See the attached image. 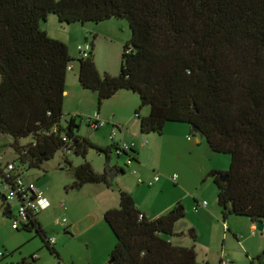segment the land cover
Instances as JSON below:
<instances>
[{"label": "trees", "instance_id": "obj_1", "mask_svg": "<svg viewBox=\"0 0 264 264\" xmlns=\"http://www.w3.org/2000/svg\"><path fill=\"white\" fill-rule=\"evenodd\" d=\"M51 15L60 25L125 19L130 37L118 74H99L94 33L83 42L90 43L88 55L76 59L79 86L96 94L98 106L120 90L137 94L134 115L141 134L162 135L169 123L197 127L211 152L230 158L227 170L206 175L217 188L222 220L234 214L264 222V0H0V135L11 138L17 174L23 173L18 165L40 168L63 150L84 160L73 166L65 157L73 175L65 189L111 188L123 168L106 162L97 172L86 155L93 149L110 159L117 144L99 146L80 135L82 122L91 127L89 118L63 119L67 67L75 59L65 42L44 29ZM123 153L136 161L133 148ZM118 194V206L103 213L115 239L105 264H214L198 261L194 245L171 240L185 216L181 201L152 218L130 192ZM37 217L24 227L35 230L60 264ZM4 258L0 251V264ZM255 261L264 264V250L250 264Z\"/></svg>", "mask_w": 264, "mask_h": 264}, {"label": "rangeland", "instance_id": "obj_2", "mask_svg": "<svg viewBox=\"0 0 264 264\" xmlns=\"http://www.w3.org/2000/svg\"><path fill=\"white\" fill-rule=\"evenodd\" d=\"M51 16L50 20L52 21L48 19V23L46 21V25L43 26L48 27L47 33L65 42L69 54L75 59L70 62L71 65L76 66L78 64L76 60L79 57L76 50L77 45L82 44L86 38L91 41L92 34L95 33L93 54L98 71L100 73L107 71L115 75L118 74L122 46L130 37L129 25L125 19H109L97 24L60 25L56 17ZM102 29L109 34L101 35L99 31H103ZM103 36L110 37L106 39ZM74 72L75 70L67 71L69 75L74 74ZM87 94H90L89 91ZM139 105L140 101L137 94L120 90L111 98L104 100L101 107L114 110L116 108L121 110L125 117L129 116L132 120H136L134 109H138ZM147 110L148 107H143L140 109V114H147ZM67 115L64 112L63 119ZM167 126H176L177 130L172 131L170 135L150 133L147 135L140 134L136 138L135 147L138 148L137 144L140 142L143 149L141 148L137 153V163L132 161L128 166L126 164L127 155L117 157L114 153H110V160L107 162L103 154H98L93 149L88 150L86 160L91 163L95 171H103L106 162L110 166L117 164L124 170L123 175L114 177L113 186L104 191L112 194L108 198L100 189L103 184H85L80 189H65L73 181V175L65 157L73 166L84 161L81 156L73 153L65 154L63 150H58L54 157L44 161L40 168L27 169L25 166L17 164L19 169L23 171V177L33 180L36 186L42 190L44 196H51L55 201V204L45 212L43 225L47 238L54 237L56 240L54 247L59 253L60 262L64 264H105L108 261L111 247L115 243L113 234L104 221L102 224L108 232L109 240L101 236L103 230H100L99 227L86 230L85 227L89 224V220L84 217L88 216L90 219L89 214L91 213L95 217L98 216V210L106 205L107 207L111 205V201L115 200L120 188H125L130 192L136 206L143 207L144 212H149L147 207L152 209V207L162 206V200L167 196L170 198L177 197L175 203L181 201L185 208V216L177 222L175 229L177 231L183 229V237H176V235L170 238L173 242L181 241L183 243L188 240L189 232L197 229L198 241L205 245L202 247L203 250L198 253L199 260L205 259L211 263H217L220 255H223L221 258L228 259L230 264H250L251 258L264 250V225L263 229L259 231L253 224L255 226L253 233L251 222L246 217L229 214L223 221L221 209L216 199L217 188L211 178H205L211 169L227 170L230 163L229 156L211 152L205 141L201 144L194 142L193 146L190 147L187 138L179 130L183 126H188L190 129L188 124L169 123ZM93 129L87 127L84 122L80 126L82 134L87 130L88 133H91L89 137L94 136L96 141L100 143L111 144L109 140L111 127ZM188 136L193 139L194 133L190 132ZM10 141V136L0 135V153L5 160L15 158L12 149L8 146ZM134 169L137 174H132ZM143 169L146 170L145 172H149V175H143L141 173ZM155 174L160 176L158 183L164 182L162 192H159L158 189L156 191L158 183L150 187L147 184L137 183V178L148 181ZM174 175H176L175 181L171 179ZM194 200L206 201L207 205L204 209L201 208L198 212H194ZM2 203L3 199L0 198V206ZM62 203L65 204V210L61 206ZM16 208L17 206L13 202L12 209L14 212H16ZM3 213V209L0 207V251L5 253L4 264H29L33 255H38L39 258L30 264L57 263V259L50 255L43 246L42 240L35 233V230L12 229L11 220ZM81 218L86 220L80 222V229L76 233L71 231L72 236L68 233V225ZM92 218L94 217L92 216ZM63 219L66 221L63 222ZM227 224H231L232 228L228 227ZM82 229L84 230L79 232ZM229 229L230 232H226ZM255 264H257L256 261Z\"/></svg>", "mask_w": 264, "mask_h": 264}, {"label": "crops", "instance_id": "obj_3", "mask_svg": "<svg viewBox=\"0 0 264 264\" xmlns=\"http://www.w3.org/2000/svg\"><path fill=\"white\" fill-rule=\"evenodd\" d=\"M49 21H52L50 20L51 18L49 17L48 18ZM47 23H48V20H47ZM46 25V24H45ZM48 27L45 26L44 29L46 30ZM103 30V29H102ZM47 32V30H46ZM99 33L102 35H107L109 34L106 30H103V31H99ZM49 34L50 37L52 38H56L58 39V37H54L53 35H51L50 33H47ZM104 38L106 39H109V37L107 36H103ZM61 40V39H59ZM64 42V41H63ZM96 65V64H95ZM97 68V67H96ZM75 70L74 74H71L69 75L67 73V76H66V83H65V90H64V98H63V105H62V111H63V114L64 112H66L67 114H78L80 115L83 119L85 118H91V117H94L95 114H97V119L99 121H104L105 122V125L104 126H99L96 130H98L99 128H108V127H111V132L109 134V140L111 141V143L115 144V143H127V144H130L132 145V148L138 153V151L142 148L143 149V145L139 142L137 144L138 148L135 147V143L134 141H136V138L141 134L140 131H139V124H138V120H132L129 116L125 117L123 115V112L121 110H117L115 108L114 109H105L104 107H101L98 106V100H97V96L96 94L92 93L89 91L90 94H87V90H84L82 89L80 86H79V83H78V77H77V73H78V64L76 66L74 65H71V70L70 71H73ZM98 70V69H97ZM99 72V71H98ZM100 75H104V74H110V75H115L114 73H110V72H103V73H100ZM117 93V92H116ZM87 104V105H85ZM92 105V106H91ZM135 111L136 109H134V114H135ZM148 111V110H147ZM135 117V115H134ZM134 121H137V123H134ZM113 125H117L119 126L118 129L116 128H113ZM90 129H93L91 127H89ZM177 127L176 126H165L164 130H163V135H170L172 131H175L177 130L176 129ZM95 130V129H93ZM180 131H182V135H184L186 138L188 137V135L191 133H194L192 130H190L188 128V126H183V127H180L179 128ZM79 134L82 135V136H86L90 139V141H92L93 143L99 145V146H107L108 144L106 143H100L98 141H96V139L94 138V136H91L89 137V135L91 133H88V131L86 130L84 134H82L80 132V128H79ZM113 134V137L111 138L110 135ZM191 136V135H190ZM188 142H189V146L192 147L194 142L195 144L196 143H200L203 142L204 140L201 138L199 139L198 138V135L194 133V138L188 140V138L186 139ZM113 153V151H112ZM125 155V154H124ZM138 155V154H137ZM123 156V155H122ZM136 160H137V156H136ZM135 163H137L136 161H134ZM114 165V164H113ZM119 166V165H118ZM128 166V165H127ZM104 168V167H103ZM211 170H214V169H211ZM146 170H142V174L143 175H149V172H145ZM210 171V170H209ZM208 171V172H209ZM222 171V170H221ZM102 172V171H101ZM207 172V173H208ZM132 174H137L136 170H132ZM123 175V174H121ZM207 175V174H206ZM25 178V177H24ZM116 178V177H115ZM206 178V176H205ZM26 179V178H25ZM152 179V178H151ZM150 179V180H151ZM26 180H29V181H33L31 179H26ZM113 182H114V178H112ZM138 180V178H137ZM160 181V179H159ZM159 181L155 182V183H158ZM34 182V181H33ZM35 183V182H34ZM72 183V182H71ZM138 183V182H137ZM153 183V185L155 184ZM142 184V183H140ZM145 184V183H144ZM70 185V184H69ZM67 185V186H69ZM66 186V187H67ZM152 186V185H151ZM65 187V188H66ZM102 188H100L101 190L104 191H107L109 188L107 186H105L104 184L101 186ZM150 187V186H149ZM163 187H164V182L163 183H158L156 185V191L157 189L159 190V192H162L163 191ZM105 189V190H104ZM120 189H123L125 190V188H120ZM42 191V190H41ZM127 191V190H126ZM43 193V192H42ZM108 198L109 195L112 196V194H108L107 192H104ZM43 196H44V193H43ZM46 202H49V206L40 211L38 213V217H37V220H38V223L40 225V227L45 231V226L43 225V222H44V214L45 212H47L54 204H55V201L54 199L51 197V196H44ZM177 197H173V198H170V196H167L165 197L163 200H162V206L160 207H152V209H149L147 207V210L150 212H145V213H148V215L152 218H155L165 212H167L174 204H175V201H176ZM197 201V200H196ZM199 202V201H197ZM201 203V202H200ZM111 205H109L107 207V205L105 207H102L100 208V210H98V216L95 217L94 214H89V217L90 219L88 218V216L84 217L86 219L89 220V224H87V226L85 227L86 230L88 229H93L94 227H99L100 230H103V233L101 234V236L103 237H106L108 238L109 240V235L107 234V230L104 228L103 226V213L109 209V208H115L118 206L119 204V194H117V196H115V200L113 199L110 203ZM59 205V203H58ZM57 205V206H58ZM207 205V204H206ZM137 207L139 208L140 211L144 212L145 209L141 206H138ZM206 206H200L198 208L197 211H195L193 209L194 212H198L199 210H201V208H205ZM62 208H64L63 210H65V204L64 206H62ZM152 210V211H151ZM206 211V210H205ZM4 213V216L8 217L9 216V211L5 212L3 211ZM206 212H209L208 210ZM92 216L94 218H92ZM84 218H81V219H78V221H74L72 224H69L68 225V233L71 234L73 236V233H71V231L73 232H77V230L80 229V225L81 224L80 222L84 219ZM85 219V220H86ZM83 220V221H85ZM82 221V222H83ZM106 224V223H105ZM255 224V223H251V227L252 225ZM228 227L232 228L231 224H227ZM176 227V226H175ZM181 228V227H180ZM223 228V227H222ZM224 229V228H223ZM70 230V231H69ZM84 229L80 230L79 232L83 231ZM183 230V229H182ZM181 229H178V231L175 229V232L177 234L176 237H183V231ZM46 232V231H45ZM67 232V231H66ZM229 232H230V229H229ZM188 234V232H187ZM186 234V235H187ZM189 238H187L188 240H185L186 242H183L181 243L180 242H176L174 241L176 244L178 245H182V246H189V245H194L195 248H196V252H197V260L198 261H205V259H198V253L199 251L203 250L202 247L205 245L199 243L198 241V232H197V229L195 230H192L191 232H189V235H188ZM177 239H180V238H177ZM55 240V238H54ZM56 245V240L53 244V246ZM111 247V246H110ZM55 248V247H54ZM112 248V247H111ZM110 248V249H111ZM57 251V249H56ZM110 251V250H109ZM108 251V253H109ZM58 252V251H57ZM108 253L106 254V256L108 255ZM205 255V254H204ZM223 257V255L219 257V260L220 258ZM39 258L38 255H36V260ZM206 258V256H205ZM218 260V261H219ZM208 261V260H206ZM218 263V262H217ZM217 263H214V264H217ZM60 264H64L62 262H60Z\"/></svg>", "mask_w": 264, "mask_h": 264}, {"label": "built area", "instance_id": "obj_4", "mask_svg": "<svg viewBox=\"0 0 264 264\" xmlns=\"http://www.w3.org/2000/svg\"><path fill=\"white\" fill-rule=\"evenodd\" d=\"M76 49L79 52V56L86 57L90 52V43H83L77 45ZM68 70H71V65L67 67ZM87 119V118H85ZM91 128H97L99 126H104V121H99L97 119V114L94 117L89 118ZM113 137V134L110 135ZM188 140L191 138L188 136ZM117 147L113 150V153L118 157L123 155V152H128L132 145L127 143H116ZM132 161L127 158L126 164H131ZM12 172V173H11ZM16 175V176H14ZM160 176L155 174L151 180L144 181L141 178H138L137 182L142 184H147L148 186L153 185V183L159 181ZM172 180H176V175L171 177ZM0 194L3 199L2 209L3 211H9L8 218L11 220L12 229L23 228L25 224H28L31 220L30 218L33 215L38 214L40 211L46 209L49 206V202H46L42 191L36 186L33 181L26 180L23 175H18L15 170V164L13 160H5L3 155L0 153ZM15 203L17 208L16 212L12 209V203ZM207 202H197L194 204L193 209L198 210L200 206H206ZM61 206H64L62 203ZM63 222L66 220L63 219ZM253 233L255 232V226H252ZM49 243L54 244V237H50ZM36 259V255H33ZM221 264H230L228 259H222Z\"/></svg>", "mask_w": 264, "mask_h": 264}, {"label": "water", "instance_id": "obj_5", "mask_svg": "<svg viewBox=\"0 0 264 264\" xmlns=\"http://www.w3.org/2000/svg\"><path fill=\"white\" fill-rule=\"evenodd\" d=\"M192 131H193L195 134L198 135V138H199V139H201V138L204 137L203 133H202L201 131H199L197 127L192 126ZM121 156H122V155H121ZM118 157H119V156H118ZM109 160H110V159L107 158V162H109ZM147 215H148V213H147ZM263 225H264V224H263L262 221H256V222H255L256 229H258L259 231H261V230L263 229ZM24 229L32 230L31 228H27V227H24ZM109 261H111V260H109Z\"/></svg>", "mask_w": 264, "mask_h": 264}, {"label": "flooded vegetation", "instance_id": "obj_6", "mask_svg": "<svg viewBox=\"0 0 264 264\" xmlns=\"http://www.w3.org/2000/svg\"><path fill=\"white\" fill-rule=\"evenodd\" d=\"M112 153V152H111Z\"/></svg>", "mask_w": 264, "mask_h": 264}]
</instances>
